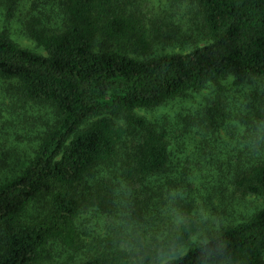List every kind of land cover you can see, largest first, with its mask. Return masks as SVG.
<instances>
[{
  "label": "trees",
  "instance_id": "trees-1",
  "mask_svg": "<svg viewBox=\"0 0 264 264\" xmlns=\"http://www.w3.org/2000/svg\"><path fill=\"white\" fill-rule=\"evenodd\" d=\"M24 1L0 0V10L15 18ZM172 1L189 5L201 19L203 46L137 58L150 51L153 36L132 0H33L24 33L46 55L0 33V82L25 105L46 109L51 119L28 165L0 177V264H55L58 246L78 252L81 221L95 218L97 207L108 214L106 228L120 238H110L111 247L83 264H264V210L194 245L201 225L192 211H185L162 240L139 253L124 243L120 232L126 230L109 220L116 198L101 170L117 172L121 165L116 179L137 193H146L148 183L156 181L176 189L180 179L191 175L178 171L168 130L137 111L162 108L229 79L264 82V0ZM53 6L65 18L60 28L53 27ZM253 116L259 120L251 128L263 131L264 109L254 107ZM112 117L122 118L134 132V145L126 153L129 132ZM260 154L251 164L237 158L229 172L238 192L264 199ZM184 247H190L186 254L163 262Z\"/></svg>",
  "mask_w": 264,
  "mask_h": 264
},
{
  "label": "rangeland",
  "instance_id": "rangeland-1",
  "mask_svg": "<svg viewBox=\"0 0 264 264\" xmlns=\"http://www.w3.org/2000/svg\"><path fill=\"white\" fill-rule=\"evenodd\" d=\"M24 2L15 18H9L5 10H0V33L7 32L22 47L46 55L44 49L24 33V20L32 11L33 0ZM132 3L134 10L138 8L147 17L146 27L153 36L150 51L138 53L137 58L188 53L205 44L202 21L189 5H177L172 0H132ZM52 10L56 12L53 27H62L63 13L59 7ZM8 88L0 82V177L28 165L51 120L46 109L25 105ZM219 94L221 100H218ZM256 106L264 109V82L241 84L229 79L219 85L212 84L202 92H189L162 108L137 111L150 124L162 125L168 130L178 171L191 175L180 179L176 189L163 187V181H156L148 183L146 193H137L128 183L116 179L121 165L115 167L117 172L101 170L100 176L111 179L108 188L116 198L114 215L109 216V220L126 230L120 232L124 243L138 253L154 247L171 225L180 222L183 212L189 210L201 225L191 245L204 243L264 210V199L238 192L229 172L232 161L240 157L251 164L264 148V130L251 128L252 123L259 120L253 116ZM112 119L129 132L122 149L126 153L134 145V132L122 118ZM38 208L41 206L29 211L30 218L37 215ZM94 209L95 218L90 215V222L88 218L81 221L82 248L72 252L58 246L55 264H83L91 254L111 247L110 238L119 237L105 226L108 214L98 207ZM189 248L164 257L163 262L183 256Z\"/></svg>",
  "mask_w": 264,
  "mask_h": 264
}]
</instances>
